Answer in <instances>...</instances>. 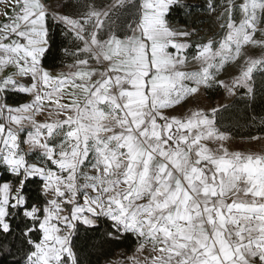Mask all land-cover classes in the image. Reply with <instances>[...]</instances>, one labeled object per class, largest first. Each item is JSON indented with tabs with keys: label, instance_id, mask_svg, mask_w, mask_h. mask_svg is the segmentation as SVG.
<instances>
[{
	"label": "snow or ice",
	"instance_id": "6c2138e0",
	"mask_svg": "<svg viewBox=\"0 0 264 264\" xmlns=\"http://www.w3.org/2000/svg\"><path fill=\"white\" fill-rule=\"evenodd\" d=\"M0 3L12 9L0 12V264H80L74 238L102 224L105 243L136 236L131 264H264V153L225 146L226 105L165 111L213 87L264 105V0H226L223 38L196 43L171 18L199 0H75L72 14ZM53 25L70 39L67 71L45 65Z\"/></svg>",
	"mask_w": 264,
	"mask_h": 264
},
{
	"label": "trees",
	"instance_id": "16d2710c",
	"mask_svg": "<svg viewBox=\"0 0 264 264\" xmlns=\"http://www.w3.org/2000/svg\"><path fill=\"white\" fill-rule=\"evenodd\" d=\"M45 5H52V11L49 13L53 14H72L71 5L75 3V0H41ZM199 2L204 5L203 8L198 9L196 14L192 17H187L183 13L180 15L172 14L171 22L174 24L184 25L185 23L189 28L194 27L198 30L199 23L204 22L205 18L208 17L207 4L211 0H199ZM206 16V17H205ZM123 19L125 23V32L121 33L123 37L125 34L131 35L132 32L127 29L128 24H133L135 16L132 11L124 13ZM51 22V21H50ZM54 38L57 41L55 58H49L46 62V66L55 65V69H60L65 67L68 63H71L70 58H66L62 55L58 49H63L64 47L70 46V39H65L64 26L61 25L59 28L55 25L51 28ZM204 30H198L202 33ZM208 33V32H207ZM206 34V33H205ZM217 34H213V38H216ZM204 37V35H201ZM205 38V37H204ZM261 77L257 75V81ZM221 88L215 87L214 92L207 90V98L215 100V97L220 93ZM239 94L236 98L232 99L229 104H227L226 110H222L219 114V126L221 130L227 131L229 136L235 139H246L252 138L253 136H264V105H261L258 99L255 108L246 107V105L239 98ZM28 98L23 95H15L9 99V103L20 104L25 103ZM253 116L255 117L253 119ZM107 230V225L102 224L98 231H83L79 232V238L75 239V251H77L80 264H107L113 257L122 251L125 254L134 252V249L138 246L139 241L133 234H128L127 236L120 237L118 240L112 243H105L103 240V232ZM11 258H9L10 260Z\"/></svg>",
	"mask_w": 264,
	"mask_h": 264
},
{
	"label": "rangeland",
	"instance_id": "374dc122",
	"mask_svg": "<svg viewBox=\"0 0 264 264\" xmlns=\"http://www.w3.org/2000/svg\"><path fill=\"white\" fill-rule=\"evenodd\" d=\"M235 2L238 5L239 3L242 2V0H235ZM215 3L217 5L216 12H209L208 13V17L210 19L205 18L206 23H204V22L199 23L198 30H204V31H202V33L199 32V35L193 38V43L207 42L208 39H213L215 41H219L220 39L223 38V36L225 34V30L221 29L220 24L224 23L225 21L223 19H218V17L220 15V13H222L224 11V8L221 7V5L226 4V0H215ZM51 6L52 5H50L48 7L49 10H51V8H52ZM0 12H3L1 6H0ZM240 18H241L240 14H239V12H237L235 14V19L237 20V22L239 21ZM4 22H5V17H3V15H0V23H4ZM213 34H217L216 38H213ZM201 35H204L205 38L201 37ZM193 51H194V49H193ZM248 51H249V54L253 55V56H259L262 54L261 50L258 48L249 47ZM198 67L199 66L197 64L190 63L187 66L186 70L196 71V70H198ZM13 71H14L13 68L6 69L5 74H11ZM60 71H67V67L65 66L60 70H56L55 72H60ZM237 71H238L237 65H235V64L226 65L225 69L221 73L220 78H223L226 80L230 79L231 75L236 73ZM214 89H215V87H213L211 89H207V90L214 92ZM207 90H203L201 94H198L196 96L188 97L185 101L182 102V106H177L175 110H172V109L165 110L166 113H170V114L184 113V114H186V113H188L192 110H196V109H203L205 111H210L211 108L220 107L222 105H227L230 103V101L232 99L236 98V97L229 96L227 94V92L223 88H221V91L215 97V100H211V99L207 98V95H206ZM45 115H46V113H45ZM38 119L43 120L44 117L41 116ZM246 139L253 140L252 138H246ZM246 139H242V140H246ZM261 144H264V143H261ZM261 144H259V146H261ZM137 247L134 249V252H132L128 255L122 251H118V253L113 257V259L110 260L107 264H128L130 261L128 259V256L129 255H132V256L136 255L137 254L136 253ZM149 247H150V245H149Z\"/></svg>",
	"mask_w": 264,
	"mask_h": 264
},
{
	"label": "crops",
	"instance_id": "0c3cea01",
	"mask_svg": "<svg viewBox=\"0 0 264 264\" xmlns=\"http://www.w3.org/2000/svg\"><path fill=\"white\" fill-rule=\"evenodd\" d=\"M50 5L51 4H49V5L46 4L45 6H46V8H47V10L49 12H53L52 8H51V10H49V8H48ZM0 6L2 7L3 12L5 10H7L8 14L9 15L11 14V11H12L11 8L5 9V6H4L3 3H1ZM62 68H60V69H62ZM60 69H57V70H60ZM54 71H56V70H54ZM261 137H263V136H261ZM206 143H208V146L210 148H215L217 146L216 144H213L211 142H206ZM224 143H225V146H227L229 148V151H241V152H244V153H264V144H261V143H264V142L258 141V140H248V139L242 140V139H235L232 136H230V139L228 141L224 142ZM259 144H261V146H259ZM150 251H151V249H150L149 245H147L146 249H145V251H144V253L142 255L143 256H149L150 255ZM131 256L132 255L128 256L129 260H130ZM128 264H131V260L129 261Z\"/></svg>",
	"mask_w": 264,
	"mask_h": 264
}]
</instances>
